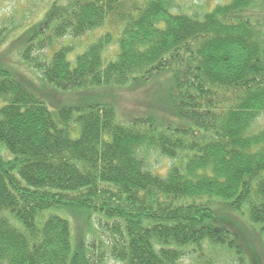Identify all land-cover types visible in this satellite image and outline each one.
<instances>
[{
    "label": "trees",
    "instance_id": "trees-1",
    "mask_svg": "<svg viewBox=\"0 0 264 264\" xmlns=\"http://www.w3.org/2000/svg\"><path fill=\"white\" fill-rule=\"evenodd\" d=\"M179 1L50 0L15 39L61 91L168 73L187 123L119 122L110 103L50 109L0 67V264H213L219 252L264 264V0L200 15ZM8 20L0 46L21 27ZM152 154L171 160L165 174ZM75 212L89 217L77 237Z\"/></svg>",
    "mask_w": 264,
    "mask_h": 264
},
{
    "label": "rangeland",
    "instance_id": "rangeland-1",
    "mask_svg": "<svg viewBox=\"0 0 264 264\" xmlns=\"http://www.w3.org/2000/svg\"><path fill=\"white\" fill-rule=\"evenodd\" d=\"M49 1L50 0H0V25L4 24L7 19L14 23H21V27L11 33L6 41H4V44L0 46V67L8 69L16 77L25 82L50 109L71 107L76 111H81L92 103H110L115 109V116L119 122H127L134 117H153L160 123H168L173 126L186 125L187 122L185 119L176 112L167 97V87H169L170 84V77H165L163 74L168 73L157 75L146 83L126 87L100 85L83 90L61 91L55 87L47 86L42 74L39 73L33 65L23 61L20 54L21 45L16 43L15 39L25 29L42 19L49 5ZM227 1L228 0H180L179 3L181 9L191 12L192 14L200 15L202 11L211 9L215 4ZM101 32L102 30L97 31L98 34ZM95 35L96 32L92 31L80 37V39H78L79 41L72 40L75 46L70 54V58L82 52L85 46L96 38ZM65 41H68V39H65ZM150 160L152 161V166L162 174H165L167 167L171 163V160L163 159L155 154L150 156ZM68 214L70 216V213ZM71 219L73 220L76 237L88 231H86L87 224L89 223L87 213L75 212ZM234 223V227L239 230L240 236L246 238L240 229L241 224L244 225V223L237 222L236 220ZM247 234L252 236L250 232ZM254 240L257 242L254 237L248 241L252 244ZM258 247L260 246L258 245ZM250 249L252 251H250ZM247 252L255 254L256 249L255 247L248 248ZM252 254L251 258L253 260L254 255ZM214 258L215 263L213 264H233L232 260L224 252L215 253ZM104 264L121 263L107 258ZM183 264H195V262L186 259Z\"/></svg>",
    "mask_w": 264,
    "mask_h": 264
}]
</instances>
